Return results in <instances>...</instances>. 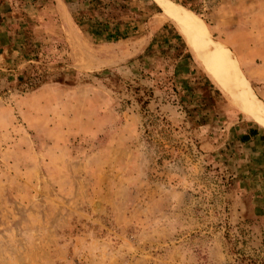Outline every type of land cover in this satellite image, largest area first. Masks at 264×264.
Instances as JSON below:
<instances>
[{
  "label": "rangeland",
  "instance_id": "rangeland-1",
  "mask_svg": "<svg viewBox=\"0 0 264 264\" xmlns=\"http://www.w3.org/2000/svg\"><path fill=\"white\" fill-rule=\"evenodd\" d=\"M168 1L236 63L247 106L152 0H75L65 17L50 0H0V264L264 256V0ZM91 19L149 21L154 43H97ZM248 126L258 135L241 143Z\"/></svg>",
  "mask_w": 264,
  "mask_h": 264
},
{
  "label": "bare ground",
  "instance_id": "bare-ground-1",
  "mask_svg": "<svg viewBox=\"0 0 264 264\" xmlns=\"http://www.w3.org/2000/svg\"><path fill=\"white\" fill-rule=\"evenodd\" d=\"M157 1L163 6L162 13L164 16L172 19L185 29L190 45L192 47L195 46L200 54L203 53L217 64V70H211L208 67L209 71L214 74V78L231 90L243 106H247L249 100L254 98L252 90L240 73L236 63L225 54L222 48L215 46V42L208 33L206 26L197 17L179 5L168 0ZM218 73L223 75L224 82L218 79ZM252 113L264 119L263 107L255 108Z\"/></svg>",
  "mask_w": 264,
  "mask_h": 264
},
{
  "label": "crops",
  "instance_id": "crops-1",
  "mask_svg": "<svg viewBox=\"0 0 264 264\" xmlns=\"http://www.w3.org/2000/svg\"><path fill=\"white\" fill-rule=\"evenodd\" d=\"M70 1H72V4H73L75 0H52L55 10L60 11V9H61V11L64 13L63 16L65 15L63 7L67 3H70ZM152 2L156 5V3L153 0H152ZM92 3H93V0H86L85 5L87 7H89V6H91ZM150 8L152 11L154 9H156V7L154 5H152L151 7H150V5L148 6L149 11H150ZM161 11L162 10L160 9V12ZM65 20H67V19L65 18ZM81 26L84 27L85 32L88 33L87 34L88 38L92 41L97 42V43H102V41L112 42L110 40L113 39V37H117L120 39L121 38L122 39L128 38L127 36L129 35L130 32L131 33L141 32V35H139V37H143V39L145 41V46L147 49L148 48L150 49V44L154 43L153 34L150 33L149 21L147 23H145L143 21H141V22L137 21L135 23V25L130 26V27L126 26V25H118L119 28H116L117 30L109 28L110 26L108 28H105L104 24H101L99 22V20H93V19L89 20L87 23H81ZM97 26H99L98 29L96 28ZM161 26L165 31V34L163 35L164 38L163 37L162 38L166 39L168 41L175 40V35H173V31L171 33V31L169 30L170 26L166 23H163V24L161 23ZM165 27H167V28H165ZM258 121L260 122L259 119H258Z\"/></svg>",
  "mask_w": 264,
  "mask_h": 264
},
{
  "label": "trees",
  "instance_id": "trees-1",
  "mask_svg": "<svg viewBox=\"0 0 264 264\" xmlns=\"http://www.w3.org/2000/svg\"><path fill=\"white\" fill-rule=\"evenodd\" d=\"M52 2V0H50ZM33 82H24L27 87H32L40 81V78L37 76L33 80ZM258 135L256 126H248L247 130L238 135V140L241 143H245L254 139ZM229 252L234 255L233 261L234 264H264V256H260L258 253L253 255H243L239 252L238 249L235 248L234 245H231L229 248Z\"/></svg>",
  "mask_w": 264,
  "mask_h": 264
}]
</instances>
